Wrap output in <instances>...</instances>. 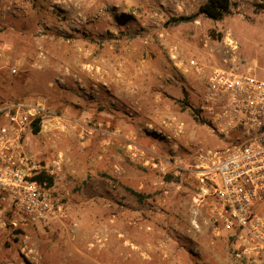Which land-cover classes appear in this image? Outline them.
Segmentation results:
<instances>
[{"label": "rangeland", "instance_id": "obj_1", "mask_svg": "<svg viewBox=\"0 0 264 264\" xmlns=\"http://www.w3.org/2000/svg\"><path fill=\"white\" fill-rule=\"evenodd\" d=\"M206 1L0 0V107H38L25 143L61 209L0 230V264H261L215 229L195 153L227 140L200 115L211 72L264 80V0L172 21Z\"/></svg>", "mask_w": 264, "mask_h": 264}, {"label": "built area", "instance_id": "obj_2", "mask_svg": "<svg viewBox=\"0 0 264 264\" xmlns=\"http://www.w3.org/2000/svg\"><path fill=\"white\" fill-rule=\"evenodd\" d=\"M190 66H196L194 61ZM200 115L226 138L220 148L198 147L199 175L211 184L215 229L237 238L241 254L264 264V80L235 70L214 69L199 87ZM38 107H0V230L11 238L58 217L53 186L37 180L54 169L40 166L26 147ZM56 171L60 162H54Z\"/></svg>", "mask_w": 264, "mask_h": 264}, {"label": "trees", "instance_id": "obj_3", "mask_svg": "<svg viewBox=\"0 0 264 264\" xmlns=\"http://www.w3.org/2000/svg\"><path fill=\"white\" fill-rule=\"evenodd\" d=\"M231 0H207L204 4L200 5L197 11L189 16H179L174 18L172 21L174 23H181L187 21H193L199 16L209 18L212 20H221L224 16L230 13L231 11ZM258 8L264 9V4L258 5ZM197 113L198 110H197ZM207 125L210 127V123L205 120ZM205 124V123H204ZM31 132L36 135L40 132V120L39 118L35 119L31 124ZM37 180L44 181L47 180L48 184L52 183V177H49L45 174L38 176Z\"/></svg>", "mask_w": 264, "mask_h": 264}, {"label": "bare ground", "instance_id": "obj_4", "mask_svg": "<svg viewBox=\"0 0 264 264\" xmlns=\"http://www.w3.org/2000/svg\"><path fill=\"white\" fill-rule=\"evenodd\" d=\"M124 72V71H123ZM116 76V75H115ZM96 78V77H95Z\"/></svg>", "mask_w": 264, "mask_h": 264}]
</instances>
